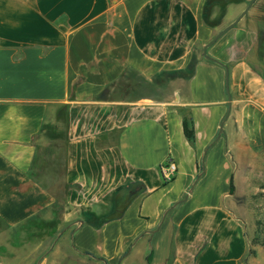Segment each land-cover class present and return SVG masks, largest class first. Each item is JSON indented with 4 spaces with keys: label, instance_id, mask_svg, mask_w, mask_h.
<instances>
[{
    "label": "crops",
    "instance_id": "obj_1",
    "mask_svg": "<svg viewBox=\"0 0 264 264\" xmlns=\"http://www.w3.org/2000/svg\"><path fill=\"white\" fill-rule=\"evenodd\" d=\"M206 1L0 0V264H245L226 200L264 155V0L206 48L229 103ZM57 126L58 195L31 171Z\"/></svg>",
    "mask_w": 264,
    "mask_h": 264
},
{
    "label": "rangeland",
    "instance_id": "obj_2",
    "mask_svg": "<svg viewBox=\"0 0 264 264\" xmlns=\"http://www.w3.org/2000/svg\"><path fill=\"white\" fill-rule=\"evenodd\" d=\"M236 9L234 5L218 3L212 11H207L205 22L216 34L239 14ZM57 127H52V132L48 134L37 136V140L41 137L42 140L36 143L35 162L31 169L37 181L56 195L60 191L64 170ZM247 161L246 166L236 169L232 181L234 191L226 201L233 213L242 220L247 246L254 250L253 256L245 254L244 262L264 264V155ZM138 259L139 256H133L134 263Z\"/></svg>",
    "mask_w": 264,
    "mask_h": 264
},
{
    "label": "trees",
    "instance_id": "obj_3",
    "mask_svg": "<svg viewBox=\"0 0 264 264\" xmlns=\"http://www.w3.org/2000/svg\"><path fill=\"white\" fill-rule=\"evenodd\" d=\"M232 2H234V0H207L206 3H205L204 14H203V21H204L205 25H207L206 22H205V14H207L208 10L212 11V8H214L218 3H223V4H227L228 5V4H231ZM207 27H209V26L207 25ZM211 62H214V61H211ZM214 63H216V62H214ZM193 66H194V63L191 62L189 64V66L185 70H183L181 72H178L175 76H178L180 78H188L191 75V73H192ZM183 119H184L183 120V134L185 135L186 138H190L191 137V128H190V126L187 123V120H186L187 117L184 116ZM233 191H234V187H233V184H232V176H230V178H229V186H228V193L227 194L229 196H231L233 194ZM124 203H123V205H124ZM120 212H121V210L117 211L114 214L107 215V216L103 217L102 220H107V219H110V218H117L120 215ZM262 245H264V241L262 242ZM247 253L249 255L253 256L254 255V250L251 249V247L247 246L245 254H247ZM244 256H243V258H244ZM243 258H242V262L245 263ZM149 260H150V255L148 254L145 257V262L148 264Z\"/></svg>",
    "mask_w": 264,
    "mask_h": 264
},
{
    "label": "water",
    "instance_id": "obj_4",
    "mask_svg": "<svg viewBox=\"0 0 264 264\" xmlns=\"http://www.w3.org/2000/svg\"><path fill=\"white\" fill-rule=\"evenodd\" d=\"M255 0H249L248 3L245 5V7L242 9V11L229 23L227 24L225 27H223L221 30H219L213 37L212 39H210L207 43H205L203 46H202V49H201V53H202V56L204 57V59L206 60H209V61H214L213 59L209 58L207 55H206V48L208 46H210L211 44H213L224 32H226L228 29L232 28L234 25H236L238 23V21L247 13L248 9L251 7L252 3L254 2ZM216 62V61H214ZM217 64H219L220 66L223 67L224 69V72H225V75H224V85H225V92H226V97H227V102L229 103L230 101V98H229V94H228V88H227V68L225 65L221 64V63H218L216 62ZM227 113H228V109H227V112H226V115H225V118L227 116Z\"/></svg>",
    "mask_w": 264,
    "mask_h": 264
},
{
    "label": "built area",
    "instance_id": "obj_5",
    "mask_svg": "<svg viewBox=\"0 0 264 264\" xmlns=\"http://www.w3.org/2000/svg\"><path fill=\"white\" fill-rule=\"evenodd\" d=\"M174 171V167L171 164H167V166L163 169L162 174L165 180H168Z\"/></svg>",
    "mask_w": 264,
    "mask_h": 264
}]
</instances>
